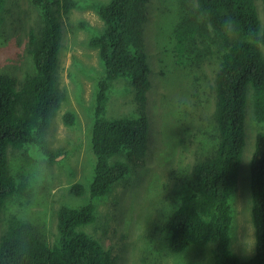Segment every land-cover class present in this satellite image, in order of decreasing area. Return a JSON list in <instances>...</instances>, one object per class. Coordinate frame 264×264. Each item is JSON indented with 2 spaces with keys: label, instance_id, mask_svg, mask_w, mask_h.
I'll return each instance as SVG.
<instances>
[{
  "label": "trees",
  "instance_id": "1",
  "mask_svg": "<svg viewBox=\"0 0 264 264\" xmlns=\"http://www.w3.org/2000/svg\"><path fill=\"white\" fill-rule=\"evenodd\" d=\"M9 0H0V28L6 23ZM149 0H109L95 4L103 30L89 42L98 50L104 75L95 98L92 151L96 162L89 186L76 183L71 195L89 202L81 207L62 204L56 212L57 238L50 242L30 220L13 216L0 236V264H118L111 250L82 228L97 219L95 200L137 168L144 167L148 150L149 119L146 112L152 83L145 51V23ZM264 4V0H262ZM37 22L28 34L27 53L32 66L18 80L0 70V224L9 201L27 186L24 173L13 170L9 151L18 160L53 165L64 155L51 147L49 132L64 106L66 91L60 85L63 20L78 6L77 0H30ZM176 8L173 25L176 63L195 74L217 57L219 69L210 86L215 98L210 140L203 141L192 169L193 184L172 198V211L162 223L168 248L181 253L192 245L208 248L211 264H264V132L256 135L250 161L251 217L255 254L241 260L231 249L234 223L231 198L236 191L246 145V108L252 97L255 119L264 125V38L256 45L246 39L249 29L264 30L255 0H161ZM160 12H163L162 10ZM234 19L238 32L225 20ZM205 76L203 75V78ZM124 78L133 91L131 115L107 117L113 82ZM200 77L198 83L200 86ZM67 127L76 114L66 111ZM209 130V131H210ZM15 159V158H14ZM26 221L23 227L21 221ZM30 239L28 255L21 260L15 242L21 231ZM187 264H203L191 261Z\"/></svg>",
  "mask_w": 264,
  "mask_h": 264
},
{
  "label": "rangeland",
  "instance_id": "2",
  "mask_svg": "<svg viewBox=\"0 0 264 264\" xmlns=\"http://www.w3.org/2000/svg\"><path fill=\"white\" fill-rule=\"evenodd\" d=\"M108 1L77 0L78 6L63 20L59 79L67 98L48 139L52 148L63 149L65 153L50 166L31 161L25 165L22 160L16 161L18 158L9 151L13 170L24 173L27 186L9 201L3 212L0 236L11 217L18 216L33 222L50 242L55 241L56 212L60 206L81 207L89 202L88 194L76 197L70 189L76 183L88 187L93 178L96 159L91 139L95 98L104 67L98 50L89 42L104 27L94 6ZM255 2L264 26V4L262 0ZM7 6L6 23L0 28V70L20 80L32 66L27 53L28 34L36 26L38 16L30 0H9ZM162 6L161 0H149L144 29L152 83L146 106L149 134L145 166L133 171L109 195L95 200L97 219L82 229L111 250L118 264L191 261L211 264L213 256L204 246L192 245L181 253L171 252L162 223L167 212L172 211V198L176 197V201L179 191L190 190L196 158L203 149V141L210 140L211 128L213 132L215 98L210 86L220 62L217 57L209 59L195 74L177 65L173 36L176 8L168 4L164 10ZM126 82L124 78L113 82L108 118L135 111L132 87ZM69 110L77 117L73 127H67L62 119ZM245 129L246 145L236 191L231 198L234 211L231 249L243 261L256 252L250 161L256 135L261 130L264 132V125L255 119L251 96L247 101Z\"/></svg>",
  "mask_w": 264,
  "mask_h": 264
},
{
  "label": "clouds",
  "instance_id": "3",
  "mask_svg": "<svg viewBox=\"0 0 264 264\" xmlns=\"http://www.w3.org/2000/svg\"><path fill=\"white\" fill-rule=\"evenodd\" d=\"M225 26L230 32H238L239 31V25L237 22L232 19L228 18L225 20ZM246 39L256 45L260 42L261 38H264V30H259V29H249L248 32L245 34ZM21 225L23 227L27 226L26 221H21ZM29 247H30V239L29 235L26 231H21L20 234L16 238L15 242V249L21 258V260L25 259L28 255L29 252Z\"/></svg>",
  "mask_w": 264,
  "mask_h": 264
}]
</instances>
